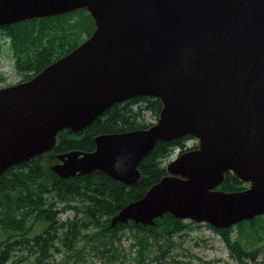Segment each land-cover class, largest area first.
<instances>
[{"label":"water","instance_id":"water-1","mask_svg":"<svg viewBox=\"0 0 264 264\" xmlns=\"http://www.w3.org/2000/svg\"><path fill=\"white\" fill-rule=\"evenodd\" d=\"M86 11L88 39L25 82L0 88V176L51 152L115 104L161 103L147 129L94 137L57 155L60 179L100 172L125 186L158 142L196 148L111 219L153 226L170 215L225 231L264 215V0H0V27ZM227 173L246 184L224 192Z\"/></svg>","mask_w":264,"mask_h":264},{"label":"trees","instance_id":"trees-1","mask_svg":"<svg viewBox=\"0 0 264 264\" xmlns=\"http://www.w3.org/2000/svg\"><path fill=\"white\" fill-rule=\"evenodd\" d=\"M94 29L92 18L84 10L0 27V54L7 45L14 71L21 78L19 82H25L79 46ZM160 110V101L150 97L115 104L81 132H59L51 152L3 173L0 176V264H15L13 257L18 250L33 254L32 264H58L57 254L63 255L61 264H89L86 259L90 255L105 260L126 233L134 241L130 247L136 248L132 258L135 264L176 263L174 260L164 263L174 236L199 224L176 220L170 215L155 219L153 226L128 222L112 228L110 223L119 210L140 199L166 175L164 164L175 150L182 154L196 148V144L186 147V142L193 138L158 142L140 162V178L133 186L115 182L97 171L60 179L43 160L46 155L55 158L71 151L92 152L93 139L101 134L147 129L153 123L146 122V114L156 121ZM246 187L227 173L217 189L230 193ZM67 212H72L73 217L62 219ZM207 227L223 238L235 261L264 264V257L258 259L264 251V215L225 231ZM117 254L112 252L106 263L123 264L126 254L120 260Z\"/></svg>","mask_w":264,"mask_h":264},{"label":"rangeland","instance_id":"rangeland-1","mask_svg":"<svg viewBox=\"0 0 264 264\" xmlns=\"http://www.w3.org/2000/svg\"><path fill=\"white\" fill-rule=\"evenodd\" d=\"M0 78H3V81L0 80V88L15 85L21 79L14 71L13 61L9 57L7 45L2 47V53L0 54ZM145 120L146 122L155 123L149 114H146ZM194 144H196L195 140H189L186 142V147H191ZM176 152L177 150L174 151L173 155ZM43 160L49 168L59 162L56 157L54 158L51 155H46ZM169 161L165 162L164 165L166 166ZM72 217V212H67L62 215V219ZM233 230L232 238L234 239L236 237V231L235 229ZM172 242L173 245L170 249L169 257L165 259L164 263H169L170 260H174L176 263L173 264H240L230 256L229 250L223 242V238L219 234L212 232L205 224L191 226L188 231L176 234ZM132 243H134L132 236L126 233L121 237L120 243L116 245V248L111 249L110 254L117 251L119 254H117V259L120 260L124 253L126 254V261L123 264H135L132 258L135 256L134 249L136 248L130 247ZM110 254H108L105 260L104 258H96L92 255L88 256L86 260L89 264H107V259L111 258ZM263 257L264 251H262L258 259L260 260ZM34 259V255L25 250L16 251L13 257V261L16 262L15 264H32ZM63 260L62 254L55 255L56 263L61 264Z\"/></svg>","mask_w":264,"mask_h":264}]
</instances>
